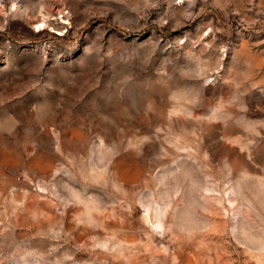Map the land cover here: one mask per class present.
Returning a JSON list of instances; mask_svg holds the SVG:
<instances>
[{
	"label": "rangeland",
	"instance_id": "rangeland-1",
	"mask_svg": "<svg viewBox=\"0 0 264 264\" xmlns=\"http://www.w3.org/2000/svg\"><path fill=\"white\" fill-rule=\"evenodd\" d=\"M0 264H264V0H0Z\"/></svg>",
	"mask_w": 264,
	"mask_h": 264
}]
</instances>
